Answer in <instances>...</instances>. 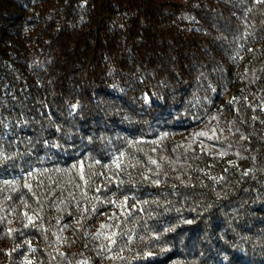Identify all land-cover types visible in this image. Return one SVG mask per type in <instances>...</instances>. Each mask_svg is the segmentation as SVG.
Wrapping results in <instances>:
<instances>
[{
  "label": "trees",
  "instance_id": "1",
  "mask_svg": "<svg viewBox=\"0 0 264 264\" xmlns=\"http://www.w3.org/2000/svg\"><path fill=\"white\" fill-rule=\"evenodd\" d=\"M0 264H264V0H0Z\"/></svg>",
  "mask_w": 264,
  "mask_h": 264
}]
</instances>
